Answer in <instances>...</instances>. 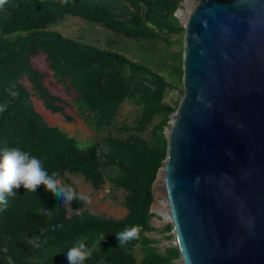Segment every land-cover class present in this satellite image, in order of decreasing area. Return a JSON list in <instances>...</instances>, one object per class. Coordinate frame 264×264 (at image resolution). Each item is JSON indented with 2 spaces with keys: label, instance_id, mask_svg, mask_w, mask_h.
<instances>
[{
  "label": "trees",
  "instance_id": "trees-1",
  "mask_svg": "<svg viewBox=\"0 0 264 264\" xmlns=\"http://www.w3.org/2000/svg\"><path fill=\"white\" fill-rule=\"evenodd\" d=\"M183 1L9 0L7 12L0 13V104L12 100L5 89L13 82L20 95L0 115V150L19 147L30 152L41 159L45 170L57 171L78 193L71 175L81 174L96 190L109 181L126 191L127 211L121 218H111L84 210L78 200L63 205L43 185L35 193L16 189L7 211L0 212V264H8L7 256L14 264H68L67 252L74 244L86 240L91 245L100 233L106 239L85 264L176 263L179 249L172 243L160 247L159 239L149 233L157 229L150 210L154 182L167 156L165 127L181 100L176 105L165 102L172 84L148 63L66 36L53 27L75 16L134 40L169 41L168 35L178 34L182 51L173 69L176 80L183 83L184 27L175 15ZM41 52L54 78L67 91L76 92L74 102L83 121L96 132L107 131L101 140L82 146L37 110L33 92L47 109L74 120L65 113L69 103L50 91L44 83L47 74L33 64ZM126 102L140 112L133 125L119 127L118 116ZM42 209L52 210V215H44ZM54 225L63 227L53 230ZM133 226L141 229L140 238L121 247L117 232ZM171 230V223L162 229ZM31 237H39V248L27 244Z\"/></svg>",
  "mask_w": 264,
  "mask_h": 264
},
{
  "label": "water",
  "instance_id": "water-1",
  "mask_svg": "<svg viewBox=\"0 0 264 264\" xmlns=\"http://www.w3.org/2000/svg\"><path fill=\"white\" fill-rule=\"evenodd\" d=\"M182 4L184 94L154 182L168 208L150 211L178 264H264V0Z\"/></svg>",
  "mask_w": 264,
  "mask_h": 264
},
{
  "label": "rangeland",
  "instance_id": "rangeland-1",
  "mask_svg": "<svg viewBox=\"0 0 264 264\" xmlns=\"http://www.w3.org/2000/svg\"><path fill=\"white\" fill-rule=\"evenodd\" d=\"M181 7L183 9H187L188 6L182 4ZM53 28L60 30L66 36L73 37L74 39L76 38L81 41L97 44L104 48H113L125 53L130 58L137 61H144L148 63L151 67L163 73L172 84V86L168 88L165 102L167 104L176 105V103L182 99L184 94L183 83H179L178 80H176L177 77L173 69L174 65L177 64L175 62V57H178L182 51L179 41L181 38L180 35H168L167 37L169 41L156 40L152 42L134 40L117 35L101 25L92 24L75 16H67L63 22ZM33 64L35 67L47 74L44 79V83L50 91L65 99L69 103V105L65 107V113L73 116L74 120L69 121L64 114L54 113L47 109L43 101L33 92V99L37 110L45 116L46 120L51 125L60 126L71 135L75 136L82 146H86L91 141L101 140L102 135L105 133L107 134V131H105V133L96 132L83 121L74 102L76 92L67 91L65 86L54 78L53 71L46 58V54L41 52L36 55L33 58ZM23 81L24 84L31 89V85L28 80L25 78ZM139 112L140 109L138 106L130 102H126L118 116L119 127L133 125ZM112 130L115 132V127ZM71 179L77 185L80 193L91 196L92 198V204H84V210L111 218H121L126 214L127 208L124 202V197L126 195L125 190L114 188L109 181H107L101 189L96 190L81 174L71 175ZM154 195L155 201L153 207H155L157 203L162 202L166 196L162 181H156L154 185ZM167 208L168 207L165 205L164 210ZM156 209H158V207ZM70 213H73V211L70 210ZM152 223L157 229L150 232L149 235L159 239L160 247L163 248L164 246L173 243L174 238H166V235L171 232L162 231V229L170 223L169 221L155 215ZM178 263L179 261H176L175 264Z\"/></svg>",
  "mask_w": 264,
  "mask_h": 264
},
{
  "label": "clouds",
  "instance_id": "clouds-1",
  "mask_svg": "<svg viewBox=\"0 0 264 264\" xmlns=\"http://www.w3.org/2000/svg\"><path fill=\"white\" fill-rule=\"evenodd\" d=\"M9 0H0V13L7 12ZM62 3H67V0H62ZM7 94L16 100L19 98V91L15 82L5 89ZM12 100L5 101L0 104V115L5 113ZM43 185L47 191L53 193L56 197L63 201V205L71 204L73 201H80L86 205L92 204L91 196L78 193L70 184L62 181L59 173L55 170L49 172L45 170L41 159L33 156L30 152L24 151L19 147H11L0 150V212H5L8 209L9 197L16 196V189L23 187L28 193H35L36 190ZM43 214L52 215V210L42 209ZM63 227V225H54ZM141 229L137 226L128 227L117 232V239L123 247L131 240L140 238ZM106 239L103 233H100L97 238L89 245L86 240H80L74 244L67 252L68 264H85L93 254L99 250L101 241ZM27 244L34 248H39V237H31L26 240ZM6 253L7 246L3 248ZM8 264H14L11 256L6 257Z\"/></svg>",
  "mask_w": 264,
  "mask_h": 264
},
{
  "label": "bare ground",
  "instance_id": "bare-ground-1",
  "mask_svg": "<svg viewBox=\"0 0 264 264\" xmlns=\"http://www.w3.org/2000/svg\"><path fill=\"white\" fill-rule=\"evenodd\" d=\"M191 7H192V6H189V8H191ZM183 14H184V15H187V11H184ZM158 181H162V175H160ZM164 206H165V204H163L162 202H159V203H157V204L155 205V208L158 207V209L165 211V210H164Z\"/></svg>",
  "mask_w": 264,
  "mask_h": 264
}]
</instances>
